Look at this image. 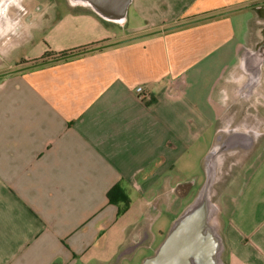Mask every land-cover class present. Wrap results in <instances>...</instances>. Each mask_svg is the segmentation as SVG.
Returning <instances> with one entry per match:
<instances>
[{
  "label": "crops",
  "instance_id": "crops-1",
  "mask_svg": "<svg viewBox=\"0 0 264 264\" xmlns=\"http://www.w3.org/2000/svg\"><path fill=\"white\" fill-rule=\"evenodd\" d=\"M0 14V61L13 58L0 67V264H122L151 248L153 223L194 198L195 154L213 187L247 157L212 202L223 264H264V129L248 125H264V90L236 95L264 76V0H130L123 22L83 0H0ZM114 186L127 206L108 201Z\"/></svg>",
  "mask_w": 264,
  "mask_h": 264
},
{
  "label": "water",
  "instance_id": "water-1",
  "mask_svg": "<svg viewBox=\"0 0 264 264\" xmlns=\"http://www.w3.org/2000/svg\"><path fill=\"white\" fill-rule=\"evenodd\" d=\"M83 1L98 16L112 22H123L130 4V0ZM214 181V169L210 166L194 199L173 221L154 254L140 264H223V239L210 223L216 213L211 197Z\"/></svg>",
  "mask_w": 264,
  "mask_h": 264
},
{
  "label": "rangeland",
  "instance_id": "rangeland-1",
  "mask_svg": "<svg viewBox=\"0 0 264 264\" xmlns=\"http://www.w3.org/2000/svg\"><path fill=\"white\" fill-rule=\"evenodd\" d=\"M33 2V1H32ZM22 54V52H20ZM14 57H16L14 55ZM13 59V58H12ZM11 58H7L4 59L2 61H0V67L1 66H5L6 64H10L12 63ZM18 59V58H15ZM19 61V59L17 60V62ZM250 127H252L253 125L255 127V130H260L262 131L264 128V125H260L258 123H249L248 124ZM260 125V126H259ZM260 141V140H259ZM259 141L258 139L256 140V142H258V144H256V147L259 145ZM193 151V150H192ZM193 155V154H192ZM193 158L190 159L189 161V166H188V171L190 173V178H189V183L192 184V188L195 190V195L197 194L198 190L200 189V187L202 186V184L204 183V175L202 172H200L199 170V164L197 162V158L199 157L198 154H195L192 156ZM222 158V163L218 164L219 167H221L222 169H227V167L229 168V163H230V159L229 157H221ZM220 158V160H221ZM199 159V158H198ZM248 161L247 157L244 158H240L239 160V169L236 167H234V169L232 171H228L227 173L223 172L222 174H218L217 180H216V184L212 189V193H211V197H212V201L214 203H216L218 201V195L222 189L221 186H224L226 184H228L231 180V178L234 177H238V174L243 173V168L246 165V162ZM194 195V197H195ZM194 199V198H193ZM192 199V200H193ZM217 213H215L212 217V219L210 220L211 225H213V227L215 228V230L221 235V230H222V221L219 217V214L217 215ZM178 216H176L171 222L168 219H164V218H159L158 220H156L153 223V231H154V235H155V242L153 244V246L149 249L147 248H139L137 250V253L135 254V256L131 259H127L126 261H124L122 264H140L145 258H148L150 256H152L155 252V250L158 248V246L162 243V241L164 240L170 226L171 223L177 218ZM221 260L223 263V254L221 256Z\"/></svg>",
  "mask_w": 264,
  "mask_h": 264
},
{
  "label": "trees",
  "instance_id": "trees-1",
  "mask_svg": "<svg viewBox=\"0 0 264 264\" xmlns=\"http://www.w3.org/2000/svg\"><path fill=\"white\" fill-rule=\"evenodd\" d=\"M91 47H92V45L82 46L79 48H74L71 50L63 51V52H60L58 54L48 52L40 58L41 62L39 64L47 63L48 60L52 59V58L54 60H59V59H64L65 57L68 58V57L77 55L79 53H84L87 50L91 49ZM25 64H26L25 61H20L18 66H23ZM189 187H190V184H186V185L178 187L176 190V192L178 193L177 194L178 197H182V195H184V193H186V191L189 189ZM107 198H108V201L110 203H124V205H126V206L129 204V200H128L127 196L124 194V192L118 186H114L113 188L110 189V191L107 194Z\"/></svg>",
  "mask_w": 264,
  "mask_h": 264
},
{
  "label": "flooded vegetation",
  "instance_id": "flooded-vegetation-1",
  "mask_svg": "<svg viewBox=\"0 0 264 264\" xmlns=\"http://www.w3.org/2000/svg\"><path fill=\"white\" fill-rule=\"evenodd\" d=\"M34 4V3H33ZM35 13H37L40 10V6L38 4H34L33 6L30 7ZM19 10H15L14 14L12 15L14 21L19 19ZM26 19H30V15L28 12L24 13ZM1 15V14H0ZM255 62L258 64L259 62H262L264 59V46L260 47L257 50V53L255 55ZM255 70V69H254ZM252 72H256V71ZM263 72L260 70L258 73H252V75L249 76L247 83L245 84V87H242L239 91H237V96L239 99H243L244 96H248L249 98L257 96L260 92H263L264 87L262 84V78H263Z\"/></svg>",
  "mask_w": 264,
  "mask_h": 264
},
{
  "label": "built area",
  "instance_id": "built-area-1",
  "mask_svg": "<svg viewBox=\"0 0 264 264\" xmlns=\"http://www.w3.org/2000/svg\"><path fill=\"white\" fill-rule=\"evenodd\" d=\"M135 94H136L137 98L143 102H147L150 100L149 93L142 87H137L135 89Z\"/></svg>",
  "mask_w": 264,
  "mask_h": 264
}]
</instances>
